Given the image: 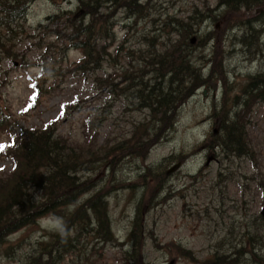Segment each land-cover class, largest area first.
<instances>
[{"label": "rangeland", "instance_id": "obj_1", "mask_svg": "<svg viewBox=\"0 0 264 264\" xmlns=\"http://www.w3.org/2000/svg\"><path fill=\"white\" fill-rule=\"evenodd\" d=\"M79 3L36 0L16 34L0 28L15 53L0 62V119L11 125L0 128V172L12 176L15 163L7 153L15 138L52 127L61 150L72 148L80 156L73 172L78 204L103 197L112 238L96 236L94 217L95 232H82L74 251H59V238H74L84 227L79 215H51L12 235L0 247V264H264V104L248 111L251 136L262 145L260 168L225 151L224 144L244 87L264 74V0H122L131 7L100 12H114L109 21L115 22L113 39L101 43L113 51L128 35L125 46L133 54L108 57L103 69L88 74L73 72L82 52L65 37L72 30L59 19L70 14L80 22L85 12ZM56 30L64 36L50 34ZM67 44L70 50L62 55L58 48ZM166 47L193 64L192 81L183 77L188 96L170 131L131 146L126 141L134 124L150 120L149 112L136 110L134 90L116 96L97 79L115 77L121 68L131 69V61L137 65ZM149 71L137 77L149 80ZM132 75L124 83L115 77L116 89Z\"/></svg>", "mask_w": 264, "mask_h": 264}, {"label": "trees", "instance_id": "obj_2", "mask_svg": "<svg viewBox=\"0 0 264 264\" xmlns=\"http://www.w3.org/2000/svg\"><path fill=\"white\" fill-rule=\"evenodd\" d=\"M35 1L0 0V28H6L16 34L14 28L19 26V22L26 19L30 6ZM78 1L80 2L79 9H84L85 12V16L81 18L80 22L75 17L72 18L70 14H66V20L63 15L59 17L60 21L64 20L67 24L66 30H72L65 37L82 52V57L76 63V70L73 72L88 74L103 69L106 64L104 55L112 57L113 60L114 57L121 58L122 56L123 59H126L127 56L131 57L133 52L126 49L125 46L128 35L124 41L115 46L113 51L111 49L107 51L108 47L105 45H98L102 41L108 40L104 37L112 36L110 27L115 25V22L110 23L109 21L114 16V12L104 15L100 13L101 10L104 8H116L117 10V6L130 8L131 4L120 3L122 0ZM50 34H54L55 38L63 35L60 30L52 31ZM189 38L190 36L187 37V39ZM11 43L12 39L8 33L6 35L0 33V62L5 58V53L15 55L11 50ZM173 48L176 49V46L174 45ZM58 49L62 55L67 54L70 45L67 44ZM165 49L162 53H157V51L147 53L146 56L135 61L138 62L137 65L131 61V69L123 67L121 71H117L120 73L115 77H123V83L129 72L136 77L128 80V83L120 90H117L113 84L116 78L112 74L107 78L97 79L102 89L107 87L109 92L116 96L127 97L128 92L134 90L135 102L133 104L136 105V110L149 112L150 120L134 124L132 139L126 141L131 146L134 144L138 147L141 144H146L150 138L170 131L176 121L177 108L188 96L183 85L187 83V79L192 81L189 72L193 69V64L186 57L174 54L167 47ZM142 60L144 61L143 66L138 65ZM117 64L115 63L112 67ZM147 70H150L152 75L149 80L137 77L139 73ZM184 76L189 77L183 79ZM243 95L244 102L239 106L241 110L236 112L232 121L225 127L228 133L227 140L224 141L226 146V150H224L239 157H249L257 168H260L258 157H260L262 145L254 142L251 136L248 111L259 102L264 104V74L253 76L244 87ZM6 122L4 118L0 119L1 130L11 127ZM51 129L41 133L20 134L22 142L20 137L19 139L15 138L13 146L8 149L7 155L14 159L15 169L10 178H4L0 172V247L5 245L15 233L31 226H37L41 219L51 215L63 219L72 214L79 215L80 222L78 223L84 227L83 231L82 229L75 231L76 237L74 238L64 239L65 235L59 238L62 240L58 242L59 251H62L63 248L67 251H74L82 242L84 237V235H80L82 232H95L91 230L92 223L90 222L94 217L99 227L95 232L96 236L103 238V235L101 236L99 233L100 230L106 231L107 237L112 236L111 221L107 215L108 203L103 197L97 201L94 199L98 196L91 198L85 206L78 204V193L75 191L78 188L79 180L77 176H73V172L78 169L80 156L72 148H69L68 152L61 150V140H52L51 136L54 131ZM24 138L25 140H23ZM3 153L4 147L0 151V160ZM74 227L80 228L76 225ZM136 241L137 237H134V242ZM254 246H256V242H254Z\"/></svg>", "mask_w": 264, "mask_h": 264}, {"label": "bare ground", "instance_id": "obj_3", "mask_svg": "<svg viewBox=\"0 0 264 264\" xmlns=\"http://www.w3.org/2000/svg\"><path fill=\"white\" fill-rule=\"evenodd\" d=\"M108 39L112 40L113 37H112V36H109ZM98 45H102V43H99ZM104 58H105L104 62H105V63H108V56L104 55ZM214 135H216V134H215V131H214ZM179 164H181V163H179ZM181 166H182V164H181ZM259 184L264 186V180H259ZM105 201H106V200H105ZM107 208H108V209H107V215L109 216V207H107ZM260 215H261V217H262L263 220H264V217H263V215H262V212H261ZM99 233L101 234V236H102V235H106V234H105L106 231H104V230H100ZM102 240H103V239H102ZM103 241L106 242L105 240H103Z\"/></svg>", "mask_w": 264, "mask_h": 264}, {"label": "water", "instance_id": "obj_4", "mask_svg": "<svg viewBox=\"0 0 264 264\" xmlns=\"http://www.w3.org/2000/svg\"><path fill=\"white\" fill-rule=\"evenodd\" d=\"M195 40H196V39H193L192 43H194ZM217 132H218V131H215V134H217ZM210 160H211V159H210ZM210 160H209V161H210ZM180 167H181V164L176 165L175 167H173V168L169 171V174L172 173V172H174V171H176V170H178ZM262 215H263V217H264V208L262 209Z\"/></svg>", "mask_w": 264, "mask_h": 264}, {"label": "snow or ice", "instance_id": "obj_5", "mask_svg": "<svg viewBox=\"0 0 264 264\" xmlns=\"http://www.w3.org/2000/svg\"><path fill=\"white\" fill-rule=\"evenodd\" d=\"M0 151H2V148H0Z\"/></svg>", "mask_w": 264, "mask_h": 264}]
</instances>
